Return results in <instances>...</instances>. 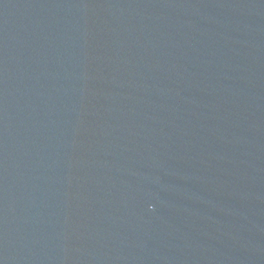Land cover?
<instances>
[{
  "label": "water",
  "instance_id": "95a60500",
  "mask_svg": "<svg viewBox=\"0 0 264 264\" xmlns=\"http://www.w3.org/2000/svg\"><path fill=\"white\" fill-rule=\"evenodd\" d=\"M0 264H264V0H0Z\"/></svg>",
  "mask_w": 264,
  "mask_h": 264
}]
</instances>
